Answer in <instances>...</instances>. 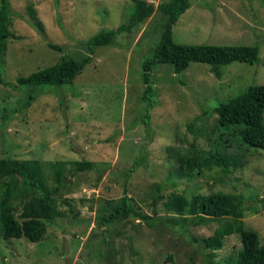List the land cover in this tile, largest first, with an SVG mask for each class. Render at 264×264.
Wrapping results in <instances>:
<instances>
[{
  "label": "rangeland",
  "instance_id": "1",
  "mask_svg": "<svg viewBox=\"0 0 264 264\" xmlns=\"http://www.w3.org/2000/svg\"><path fill=\"white\" fill-rule=\"evenodd\" d=\"M143 1L154 9L147 18L117 34L110 45L93 48L70 85L34 90V100L22 110L28 89L16 85L17 77L66 56H88L82 43L101 29L124 24L131 2L8 0L12 36L0 58V159L39 161L44 186L63 215L48 221L36 243L0 235V264H237L238 234L222 237L215 251L203 249L201 242L232 221L210 219L190 226L183 221L186 214L165 210L173 193L186 199L213 192L241 194L242 227L256 231L259 245L264 242V149L247 150L229 130L221 129L218 140L212 112L246 87L264 86V0H188L171 26L173 43H257L258 62L223 66L219 79L203 63L191 62L178 75L169 64L155 65L150 81L156 105L147 125L140 120L146 103L140 100V66L164 27L165 16L156 5L170 0ZM28 8L42 30L29 18ZM214 151L236 164L226 175L213 168L180 176L179 157ZM80 161L94 168L78 172ZM56 162L63 169L59 187L52 180ZM124 193L132 210L169 225L148 228L132 215L101 225L96 215L107 214ZM11 205L20 221V199Z\"/></svg>",
  "mask_w": 264,
  "mask_h": 264
},
{
  "label": "trees",
  "instance_id": "2",
  "mask_svg": "<svg viewBox=\"0 0 264 264\" xmlns=\"http://www.w3.org/2000/svg\"><path fill=\"white\" fill-rule=\"evenodd\" d=\"M131 2L129 16L124 24L115 29H101L82 43L88 56L74 59L66 56L59 62L36 70L25 77H17V86L28 89L21 109L29 107L34 100V90H47L48 87L70 85L74 77L89 61L93 48L110 45L113 38L122 32H129L131 28L141 23L152 12L153 8L143 0H129ZM188 0H170L161 2L156 8L163 16L165 23L158 42L153 46L150 56L146 57L140 66V79L144 89L140 100L145 103V112L141 122L147 125L148 112L156 105L153 98V87L150 81L152 68L158 64L171 65L175 75L186 69L189 63H203L209 66V72L217 79L222 75L221 67L234 62L256 64L258 62V44L250 46H216V45H182L171 40V26L179 15L188 8ZM10 8L8 0H0V58L12 34L9 31ZM28 16L36 27L42 30L41 23L31 8ZM49 49L59 51V48L46 43ZM212 112L216 114L218 140L223 137V131L229 130L237 135L239 143L247 150L264 149V86L252 85L225 102L217 103ZM207 114V112H203ZM190 126V125H189ZM223 131H222V130ZM228 132V131H226ZM182 178H189L200 174L203 170L210 171L219 168L222 175H226L229 167L236 165L231 157L218 151L202 154L200 157L181 156L177 160ZM55 163V162H54ZM62 163L51 165L52 180L59 187L62 179ZM61 165V166H59ZM93 164L87 161L76 163L78 172L92 170ZM123 174V173H122ZM20 199L21 209L17 221L11 202ZM244 198L239 193L213 192L207 195H193L186 199L183 195L170 194L164 202L166 211L176 215L186 214L185 222L190 221V226H199L210 219L229 218L232 223H227L215 229L211 237L201 240L202 248L215 251L221 246L224 236L238 234L240 251L237 254V264H264V242L259 245L257 233L254 230L244 229L241 218L244 212ZM59 212L54 199L50 197L44 186L40 162L37 160H14L8 157L0 159V235L4 240L24 239L30 243L39 242L44 234L48 221L59 218ZM132 215L141 220L148 228L168 226V221L160 218H151L141 215L131 209L127 196L121 197L119 204L110 208L107 214H97L96 219L101 225L118 218ZM181 226V225H180ZM183 229H185L183 227Z\"/></svg>",
  "mask_w": 264,
  "mask_h": 264
}]
</instances>
